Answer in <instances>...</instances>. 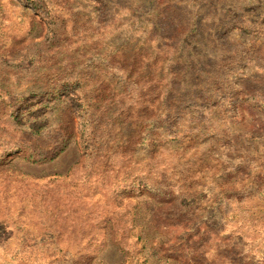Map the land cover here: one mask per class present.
Segmentation results:
<instances>
[{
	"label": "rangeland",
	"instance_id": "obj_1",
	"mask_svg": "<svg viewBox=\"0 0 264 264\" xmlns=\"http://www.w3.org/2000/svg\"><path fill=\"white\" fill-rule=\"evenodd\" d=\"M0 264H264V0H0Z\"/></svg>",
	"mask_w": 264,
	"mask_h": 264
},
{
	"label": "trees",
	"instance_id": "obj_2",
	"mask_svg": "<svg viewBox=\"0 0 264 264\" xmlns=\"http://www.w3.org/2000/svg\"><path fill=\"white\" fill-rule=\"evenodd\" d=\"M152 90L150 98L145 99V129H149L150 125L155 128H165L168 125L174 128L175 122L170 121H172L171 118L174 116L175 111L181 110L182 106L200 104L199 100L195 98L194 100L190 98L191 100H185L184 102H180L181 100L178 99L172 100L170 89L168 92L157 90V87ZM145 140L150 141L152 138L145 135Z\"/></svg>",
	"mask_w": 264,
	"mask_h": 264
}]
</instances>
